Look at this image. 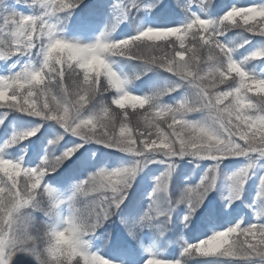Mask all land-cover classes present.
<instances>
[{
	"label": "snow or ice",
	"instance_id": "6c2138e0",
	"mask_svg": "<svg viewBox=\"0 0 264 264\" xmlns=\"http://www.w3.org/2000/svg\"><path fill=\"white\" fill-rule=\"evenodd\" d=\"M105 12L110 20L91 42L65 37L69 20L87 35L95 14ZM125 22L127 33L113 35ZM120 59L135 62L138 71L118 72L113 65ZM0 65L6 73L0 75V124L13 113L39 121L0 141V264H110L90 250L101 237L105 247L137 264L142 230L163 235L181 204L179 224L188 227L199 213L203 238L188 243L180 232L173 241L178 257L147 253L143 264H188L195 257L203 258L195 260L199 264H264L262 213L236 223L223 215L264 161V0H113L94 6L85 0H0ZM147 72L166 76L146 93L131 91ZM45 124L52 138L38 162H27L34 166L22 155L8 156L25 151L17 146ZM66 135L79 142L67 147ZM89 144L131 157L130 166L101 167L62 195L50 182L67 184L74 173L61 169ZM186 157L211 165L194 187L169 198L175 161ZM241 159L246 166L227 178L224 195L216 186L220 165ZM151 163L166 167L148 193L147 210L138 218L125 215L132 181ZM214 191L224 206L208 199ZM258 201H264V171L253 203ZM113 217L126 237L99 232L115 223Z\"/></svg>",
	"mask_w": 264,
	"mask_h": 264
},
{
	"label": "rangeland",
	"instance_id": "374dc122",
	"mask_svg": "<svg viewBox=\"0 0 264 264\" xmlns=\"http://www.w3.org/2000/svg\"><path fill=\"white\" fill-rule=\"evenodd\" d=\"M85 2L89 5H96L100 2L105 3L106 5H111L113 0H85ZM227 3H236L237 0H225ZM253 0H239L240 4L246 5L252 3ZM83 7V6H81ZM24 11H27L26 9ZM92 12L91 9H86L84 13ZM77 13H80V10L77 9ZM80 13L81 15H88ZM150 19V17H148ZM75 19V14L73 16ZM94 30L90 31L87 35L81 34L80 32L72 29V20H69L68 26L64 30V35L68 39L72 40H81L83 42H91L95 36L99 35L100 32L105 28V24L110 20V16L107 12L101 14L97 13V16L93 18ZM128 31L127 22L122 23L117 28L116 33L118 34H126ZM231 35V34H230ZM255 42V39L253 40ZM244 49H241L243 52ZM11 63V61H9ZM114 69L118 72H122L124 74L130 75L134 72L138 71V67L135 62H128L125 60H116L114 63ZM5 66L0 65V75H5L6 73L2 70ZM156 72H147L146 75L141 77V79L136 80L134 85L130 88L131 91L136 94H141V92H147L148 87L153 82H160L162 80H156ZM149 76L150 79L145 81V77ZM142 82L145 85L143 89ZM142 88V89H141ZM111 96H109L110 102ZM167 99V98H166ZM131 112L132 110L129 109ZM139 111V109H137ZM15 117L13 119L12 117ZM190 119H199L198 116L190 117ZM33 118L22 116L19 113L10 114L8 119L4 120L3 124H0V141L2 138H7L12 132H22L35 127L36 123L39 121H33ZM7 126V127H5ZM58 131H62L57 129ZM52 138V130L49 129L48 125H43L40 128V131L36 136L32 137L31 140H25L22 145H18L17 148H23L25 151L17 152L16 157L12 156V150L9 151L8 156L10 158H17L19 156L24 157V162L27 166H34V164L27 163L31 158L39 160L40 156H43V147L47 144V140ZM65 141H67V147L73 146L74 142H79L76 138L71 136H65ZM62 143H64L62 141ZM84 152L88 159V165L91 164V161H99V165L96 168H88V170L82 171V174L78 176V178L73 179L72 181H68L65 185L57 184L55 181L50 182L53 187L57 188L58 191L62 193V195L67 196L70 195L71 186L78 183L80 180L86 178L92 172H95L101 167L104 168H115L119 166H130L131 157H113L109 158L105 152L97 146H93L92 144L84 145L83 148L80 149L76 155H80ZM95 153L93 157L91 154ZM75 155V156H76ZM124 155V154H123ZM73 156L71 160L75 157ZM70 160V161H71ZM187 157L175 161V171L172 173L171 182L169 185L168 196L169 198H177L183 189L187 187H194L210 167L211 162L209 161H192L187 162ZM67 161L65 164L69 163ZM65 166V165H64ZM246 166V162L241 159L239 161H224L219 168L217 174L216 186L217 189L227 195V187H228V177L237 172L240 168ZM166 165L160 163H151L148 164L143 171H140L134 181H132V188L129 189V198L125 201V215L129 212L133 213L137 218L139 215H142L144 211L147 210L148 207V193L152 192L154 187L155 178L158 177L163 171H165ZM64 168V167H63ZM62 170V169H61ZM190 170V171H188ZM261 171H264V161L258 162V165L253 171L249 174V179L244 185L243 192L241 194V199L235 201L231 206H228L224 209L223 215L226 218L231 219L232 223L236 222H247L251 220L254 213H262L261 219H264V201H258L257 203H253V199L257 193V183L259 176L261 175ZM213 200L218 206H224L227 202L221 199V195H218L216 191L210 193L209 198ZM208 200L206 199L205 203ZM122 205V207H125ZM185 214V205H179L175 212L172 213V224L168 225V230L164 232L161 236H154L152 229H144L141 232V241L138 245V252L136 254L137 264H143V260L147 258V253H152L155 256L166 258V259H175L179 256L181 249L179 245H174L173 241L176 239L178 233L183 232L184 240L188 243H195L197 238H203L201 235L202 225L199 213L193 215L191 218V222L188 224V227H183V225L179 224L180 218ZM115 223L109 224L106 223L104 228L100 229L99 232H110L113 234H119L122 237H126V233L123 230V225L120 223L119 219L113 217ZM173 225H176L174 228ZM99 234V233H98ZM91 251L96 252L97 254L103 256L107 259L110 264H129L128 258L125 254L118 253L114 251L111 247H105L104 238L101 237L92 241ZM198 259H203L202 257H195L193 261H189L188 264H199Z\"/></svg>",
	"mask_w": 264,
	"mask_h": 264
},
{
	"label": "trees",
	"instance_id": "16d2710c",
	"mask_svg": "<svg viewBox=\"0 0 264 264\" xmlns=\"http://www.w3.org/2000/svg\"><path fill=\"white\" fill-rule=\"evenodd\" d=\"M84 14H91L90 12H86ZM95 16H97V14H95ZM241 51V50H240ZM166 76V74L164 73H157L156 74V80H163L164 77ZM150 79L149 76L145 77V81H148ZM142 86L143 89L145 88L144 83L142 82ZM142 89V88H141ZM93 146H97L100 149H102L106 155H108L109 158L113 157H128L126 155L120 154V153H112L109 149H105L100 145H95L92 144ZM95 159L93 158V161H91V164L88 165V159L87 156L84 152H82L80 155H76L73 160H71L69 163L65 164L64 168H62L61 172L68 174V173H74L72 175V178L70 179V181H72L75 178H78V176H80V174H82V171L84 170H90V168H96L99 165V161H94ZM187 162L189 161V158H187L186 160ZM232 160H229V162H231ZM190 171V170H188ZM55 175V174H54ZM58 184V183H57Z\"/></svg>",
	"mask_w": 264,
	"mask_h": 264
}]
</instances>
